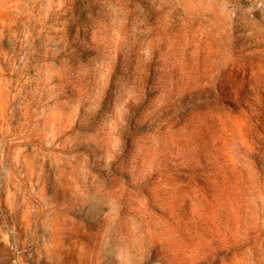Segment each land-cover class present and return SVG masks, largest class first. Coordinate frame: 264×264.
<instances>
[{
  "label": "rangeland",
  "instance_id": "rangeland-1",
  "mask_svg": "<svg viewBox=\"0 0 264 264\" xmlns=\"http://www.w3.org/2000/svg\"><path fill=\"white\" fill-rule=\"evenodd\" d=\"M0 264H264V0H0Z\"/></svg>",
  "mask_w": 264,
  "mask_h": 264
},
{
  "label": "bare ground",
  "instance_id": "bare-ground-1",
  "mask_svg": "<svg viewBox=\"0 0 264 264\" xmlns=\"http://www.w3.org/2000/svg\"><path fill=\"white\" fill-rule=\"evenodd\" d=\"M137 214V213H136ZM147 231V230H146ZM149 231V230H148Z\"/></svg>",
  "mask_w": 264,
  "mask_h": 264
}]
</instances>
